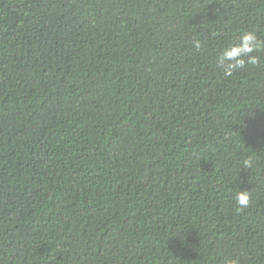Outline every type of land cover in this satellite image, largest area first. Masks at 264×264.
Here are the masks:
<instances>
[{"label": "trees", "instance_id": "1", "mask_svg": "<svg viewBox=\"0 0 264 264\" xmlns=\"http://www.w3.org/2000/svg\"><path fill=\"white\" fill-rule=\"evenodd\" d=\"M245 31L264 0H0V264H264Z\"/></svg>", "mask_w": 264, "mask_h": 264}, {"label": "clouds", "instance_id": "2", "mask_svg": "<svg viewBox=\"0 0 264 264\" xmlns=\"http://www.w3.org/2000/svg\"><path fill=\"white\" fill-rule=\"evenodd\" d=\"M195 46L200 47L198 41ZM261 51H264V41L258 38L256 32H242L232 43L219 51L217 56L218 66L223 69L226 77L232 76L234 72L246 65L259 64V53ZM253 165L254 159L252 157L243 160V168L250 169ZM250 199V191H238L235 195V201L239 206V210L246 209L249 206ZM224 264H235V262L229 258Z\"/></svg>", "mask_w": 264, "mask_h": 264}]
</instances>
